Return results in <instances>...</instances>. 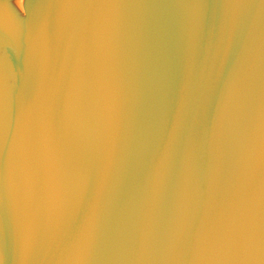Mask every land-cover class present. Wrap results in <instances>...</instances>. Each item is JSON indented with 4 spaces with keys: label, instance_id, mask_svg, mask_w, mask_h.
I'll return each mask as SVG.
<instances>
[{
    "label": "water",
    "instance_id": "95a60500",
    "mask_svg": "<svg viewBox=\"0 0 264 264\" xmlns=\"http://www.w3.org/2000/svg\"><path fill=\"white\" fill-rule=\"evenodd\" d=\"M48 34L4 264H264V0H52Z\"/></svg>",
    "mask_w": 264,
    "mask_h": 264
},
{
    "label": "bare ground",
    "instance_id": "6f19581e",
    "mask_svg": "<svg viewBox=\"0 0 264 264\" xmlns=\"http://www.w3.org/2000/svg\"><path fill=\"white\" fill-rule=\"evenodd\" d=\"M51 4L52 0H0V104L5 108L0 116L9 117L11 126L8 125L7 130L16 127L13 123L29 125L34 116L47 56ZM10 129L4 135L8 142L16 135ZM14 155L12 159L5 156L0 163V167H4L0 174L2 214L7 212V191L11 183L16 182L18 171L27 169L31 161L28 153L18 150ZM5 232L0 223V251H3L0 259L3 261Z\"/></svg>",
    "mask_w": 264,
    "mask_h": 264
},
{
    "label": "snow or ice",
    "instance_id": "6c2138e0",
    "mask_svg": "<svg viewBox=\"0 0 264 264\" xmlns=\"http://www.w3.org/2000/svg\"><path fill=\"white\" fill-rule=\"evenodd\" d=\"M45 193L49 196V198L51 199V196H52V194H51V192H50V190H49V188H48V186H47V184L45 183ZM3 255V251H0V256H2ZM0 264H4V261L2 260V259H0Z\"/></svg>",
    "mask_w": 264,
    "mask_h": 264
}]
</instances>
